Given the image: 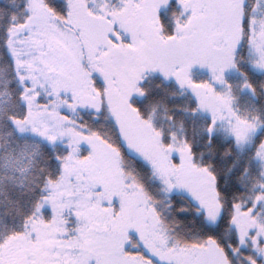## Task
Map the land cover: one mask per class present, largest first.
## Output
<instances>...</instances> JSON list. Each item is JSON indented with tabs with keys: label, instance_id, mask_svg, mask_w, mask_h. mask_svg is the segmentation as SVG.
<instances>
[{
	"label": "snow or ice",
	"instance_id": "1",
	"mask_svg": "<svg viewBox=\"0 0 264 264\" xmlns=\"http://www.w3.org/2000/svg\"><path fill=\"white\" fill-rule=\"evenodd\" d=\"M0 264H264V0H0Z\"/></svg>",
	"mask_w": 264,
	"mask_h": 264
}]
</instances>
